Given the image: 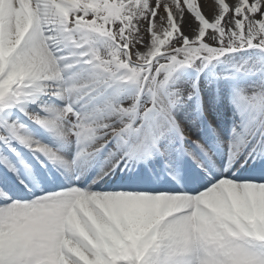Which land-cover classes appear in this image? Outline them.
<instances>
[{
    "label": "bare ground",
    "instance_id": "6f19581e",
    "mask_svg": "<svg viewBox=\"0 0 264 264\" xmlns=\"http://www.w3.org/2000/svg\"><path fill=\"white\" fill-rule=\"evenodd\" d=\"M146 1L158 5L157 9H162L157 14L152 29L156 38L162 34L158 41L161 46L167 44L168 37L173 32L184 31L188 36H199L205 32L208 24H214L217 19L223 20L225 12L232 5L238 4L244 9L251 2H258L199 0L191 6L176 4L178 0ZM80 3H84L83 0H62L61 8L66 10V17L73 15L74 9ZM238 5L235 7H239ZM42 10L47 11L46 23L49 29H54L58 14L53 13L54 5L49 0H0V123L6 126L8 132L4 135L0 133L3 135L0 138V163L9 172L14 171L24 180L21 186L10 182H7L8 187L0 186V264H61L64 244L67 245L64 257L69 259V264L123 263L128 239L124 237V241L122 240L123 247L115 244V241H119L116 235L110 236L113 241L111 244L103 242L102 239L107 240L112 228L127 226V217L136 209L132 205L137 202L142 205L140 210L152 212L153 217L146 222L149 226L155 225L161 242L171 245L169 251L166 246V252H163L165 258L169 255L168 258L172 259L167 264H206L203 259L197 258V244L194 241L191 244L188 234V221L191 217L196 216L207 222L205 216H209L208 213H202V209L196 210L197 203L203 209V205L208 206L209 210L212 208L216 217L222 221L223 227L236 235V242L229 246L241 245L245 252L254 256L258 253L257 250L264 253V184L239 185L224 179L229 175L221 171L209 184L199 187L196 190L198 194L194 196L156 194L150 197L113 191L105 188L99 180L92 181L96 173L92 167L95 159L108 165L109 162L125 156L126 163L138 165L141 146L133 142L127 149L128 155H125L127 151L124 145L123 151L116 152L117 145L110 143L112 146L108 148L112 151L111 154L105 160L101 159L103 152L100 141L103 139L107 142L106 136L118 132L122 126H115L113 119L116 117L120 123L129 118L130 114L127 109L115 107L117 97L108 90V86L115 80L104 78L95 64L88 66L87 63H77L75 68L68 71L62 68L59 60L55 59L52 48L65 46V30H51V38H47L41 18ZM165 12L167 15L163 16L162 13ZM166 33L168 35L162 41ZM78 41L79 49H89L92 46L98 48L102 45L99 39L89 35L82 36ZM156 49L150 38L139 50V54L145 57L148 52L154 53ZM70 53L69 59L78 62L81 57H86L87 50L81 54L80 59L73 55L75 52L72 49ZM229 53L231 54L227 53L213 61L199 63L196 70L200 74L199 79L185 70L177 71L171 82L179 86L193 80L197 84L198 95L192 92L189 97L174 96L173 107L169 104L165 108L155 105V116L147 118V129L158 132L154 137H160L158 143L163 149L162 153L164 151V156L170 158L167 162H174L172 123L178 130L181 131L184 126L191 134L195 133L200 141L205 140L201 131L193 129L195 119L198 118L199 100L196 98L199 95L207 105L208 113L214 116V136L221 137L226 132L228 135L224 138L234 136L227 128L230 123L237 126L239 137L236 140L237 146L233 145L236 153L240 152L239 149L251 151L256 144V137L264 131V98L254 99L255 105L252 107L241 105L246 98L245 92L255 89L264 91V57H258L255 53ZM69 72L74 75H69ZM79 80L83 84H79ZM104 80L108 83L103 84ZM11 89L15 90L14 95L9 94ZM229 104L235 115L230 112ZM35 105L43 107L38 112L29 113L31 106ZM113 107L114 110L111 109ZM19 116H22L20 122H13V117ZM97 116L109 118L108 124L101 125L96 119ZM240 117L246 119V127L238 123ZM59 118L68 120L67 131L72 132L73 136L76 135L75 127L89 128L88 153L74 161L69 162L61 156L63 154L68 157L71 142L68 140L69 135H64L66 126L60 124L56 127ZM155 120L156 128L153 126ZM178 122L182 123L180 127ZM31 126L35 127V134L28 132ZM114 127H117L116 130L110 133ZM137 134L141 135V130L135 131L133 135L127 133L126 136L132 141ZM253 136L255 138L251 139ZM10 137L18 138L22 144L31 147L30 153L42 156L47 164L59 170L57 176L54 174L50 177L54 183L52 186L60 189L42 187L39 184L50 179L41 176L38 178L33 169H28V155L19 146L5 148ZM260 138L262 142L258 144L259 152L255 156L257 162L264 160L263 132ZM186 147L192 152L191 143ZM217 155V159L210 163V168L217 161H222L221 154L217 152ZM155 161L161 162L159 157ZM44 164L46 163L42 165ZM230 175L233 179V175ZM2 177L5 179L6 175ZM59 180H62L61 185L57 183ZM149 182L151 184L152 179ZM213 183L214 186L210 187ZM82 184L84 188L81 187ZM160 188L153 183L151 189ZM9 195L12 198H8ZM184 200L187 206H192L193 211L179 214L174 207H165L170 202ZM154 203L155 206H152ZM77 205H81L82 210ZM165 217L168 218L161 222V218ZM66 221L70 223L69 229ZM154 235H150L152 241L158 238ZM221 246V240H216L215 244L204 242L200 249L217 259L222 252ZM198 253L201 255V250Z\"/></svg>",
    "mask_w": 264,
    "mask_h": 264
},
{
    "label": "rangeland",
    "instance_id": "374dc122",
    "mask_svg": "<svg viewBox=\"0 0 264 264\" xmlns=\"http://www.w3.org/2000/svg\"><path fill=\"white\" fill-rule=\"evenodd\" d=\"M54 5V14H58L55 21L56 27L49 29L47 22V11L42 13V21L44 22V31L47 38H51L52 31H61L64 29L63 43L64 48H58L53 46L52 50L55 54V59L59 60L61 66L65 70L75 68L76 64H95L98 70L101 72L104 78L115 80L108 86L109 91L115 93L117 97V103L115 107L119 109H127L130 114L129 118L123 119L119 123L115 117L113 122L115 126L122 125L125 131L134 134L137 130H142L143 133L135 140L141 139V143L146 144L156 140L154 136L157 131L147 132V128H139V124L144 121L145 114L154 108L155 105L165 106L170 105L173 107L174 96L179 98L189 97L193 92H199L197 90V84L190 80L189 83H183L182 85H176L171 82L172 76L179 70H185L193 73L196 79L200 78V74L196 70L199 63H207L218 59L219 57L226 55L232 51V53H255L258 57H264V0H258V2L248 4L244 9H241L238 4L232 5L229 11L225 12V16L222 20L217 19L216 22L208 24L205 28V32H202L199 36H188L186 32H173L168 37L167 44L160 45L161 35L156 38L152 29L155 26V20L157 14L162 11L161 8L157 9L158 5L148 3L146 0L143 2L137 0H83L84 3H80L74 9V14L70 16L68 22L65 19L66 10L60 8L62 0H49ZM176 4L193 6L196 1L199 0H178ZM256 4V5H255ZM72 5V4H71ZM238 5L239 7H235ZM115 8L116 13L109 15L110 9ZM163 16L167 13H162ZM109 15V16H108ZM93 20L95 25L99 24L104 29V34L90 30L87 28V24ZM214 20V18H213ZM218 21V22H217ZM102 29V30H103ZM169 33V32H168ZM168 33L162 38V41L166 38ZM89 35L99 39L102 45L98 48L92 46L89 49L77 47L78 40L82 36ZM152 38L156 51L154 53H147L145 57L139 54V50L144 47L146 41ZM70 42V43H69ZM72 48L75 52L73 55L80 56L87 50L86 57H81L80 61L74 62L69 59L68 50ZM150 55V56H148ZM142 57V58H141ZM148 58V59H147ZM91 59V60H89ZM69 75L73 76L74 73ZM76 82V80H75ZM79 84H83L82 81H77ZM108 81L104 80L103 84H107ZM40 90V87H33ZM94 90V89H93ZM10 95L15 94V90L9 91ZM6 96V94H2ZM246 98L253 100L258 98H264L263 89H255L245 92ZM197 99V98H196ZM93 100H91V103ZM43 105L31 106L29 113L38 112ZM197 108L199 109L198 105ZM219 108V107H217ZM114 110V107L111 108ZM197 109V112H198ZM138 113L140 115H138ZM167 113V112H166ZM22 114V112H20ZM168 116V114H167ZM140 117V118H139ZM169 117V116H168ZM19 117H13V122L19 123ZM101 125L105 126L109 122V118L101 116L96 118ZM176 120V118L174 117ZM178 120V119H177ZM68 120L59 118L56 121V127L60 124L66 126V132L64 135H68L67 131ZM117 124V125H116ZM157 121H154L156 127ZM182 123L178 122L180 126ZM3 125V124H2ZM0 126V132L5 128ZM172 126L175 125L172 123ZM35 127L29 128V133L35 134ZM114 127L110 133L116 130ZM88 130V129H87ZM107 135L106 137H108ZM123 138L125 134L122 135ZM171 140L175 144V133L172 131ZM105 140H101L100 144ZM17 142L16 139L10 138V142L6 144L5 148L14 145ZM118 143V142H115ZM122 143V142H121ZM139 143L138 145H140ZM47 145V143H44ZM127 146V144H126ZM147 145L140 147V153L146 152ZM105 154H110V151H105ZM73 155H75V150ZM146 154H141L143 157ZM76 156V155H75ZM33 158L38 159V156L34 154ZM72 159V158H71ZM174 165L176 166L177 157H173ZM29 166V165H28ZM159 169V166L155 167ZM151 173V170H149ZM236 183L244 184L243 182ZM213 186V185H212ZM217 189V188H216ZM128 195L141 194L142 196H154L156 194H166L167 191L159 192H123ZM167 194L174 196L186 195L180 191H174ZM226 200V199H225ZM132 203V202H130ZM140 202L134 203L132 206L136 208L131 215L127 217V226L122 228H112L111 234L107 235V240L102 239L103 242H113L111 235H116L119 241H115V244L122 245L124 237L128 245L125 248V262L119 261L118 264H167L169 255L164 257V249L167 250L171 246L168 242H161V238L157 236V230L155 225L149 226L147 219L152 218V212L150 210H140L142 205ZM196 206V210H201L202 213H208L209 216H205V221H202L199 217L193 216L189 219L188 234L190 236V242L197 244H203L204 242H213L221 240L222 249L221 255L215 259L207 255V253L201 250L199 256L203 259V262L208 264H264V253L262 250L258 251L256 256L252 253L248 254L242 249L241 245L231 247L236 242V235L231 231L226 230L222 221L216 217V212L208 206ZM78 206V205H77ZM155 206V203L152 205ZM170 206L174 207L179 214H187L193 211L192 206H187L185 200L183 202L169 203L165 207L168 209ZM78 208L82 210V206ZM170 217V216H169ZM168 217L161 218L163 222ZM172 217H170L171 219ZM66 227L69 229L70 223L67 221ZM194 223V224H193ZM194 227V230H193ZM160 229V228H159ZM156 230V231H155ZM193 230V231H192ZM158 237L155 241L150 238L151 234ZM172 235H170V238ZM102 237H100L101 239ZM168 241V240H166ZM170 241V240H169ZM174 241V240H173ZM194 241V242H193ZM110 243V244H111ZM228 243V244H225ZM168 244V245H167ZM64 255L60 259L61 264H69V259L64 257L66 255L67 245L64 244ZM169 251V250H168ZM68 252V251H67ZM123 252V253H124Z\"/></svg>",
    "mask_w": 264,
    "mask_h": 264
}]
</instances>
